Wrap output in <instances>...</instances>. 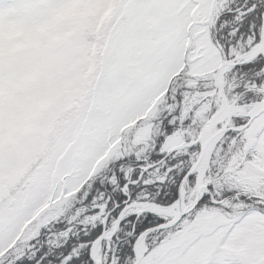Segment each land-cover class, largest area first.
Instances as JSON below:
<instances>
[{"label": "snow or ice", "instance_id": "obj_1", "mask_svg": "<svg viewBox=\"0 0 264 264\" xmlns=\"http://www.w3.org/2000/svg\"><path fill=\"white\" fill-rule=\"evenodd\" d=\"M0 264H264V0H0Z\"/></svg>", "mask_w": 264, "mask_h": 264}]
</instances>
